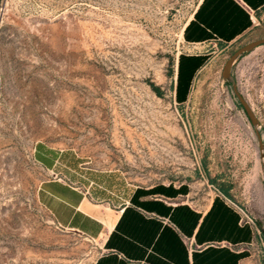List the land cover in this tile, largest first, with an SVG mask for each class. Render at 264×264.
<instances>
[{"label": "rangeland", "instance_id": "1", "mask_svg": "<svg viewBox=\"0 0 264 264\" xmlns=\"http://www.w3.org/2000/svg\"><path fill=\"white\" fill-rule=\"evenodd\" d=\"M0 0V264H95L38 203L37 144L153 210H240L264 244V0ZM220 188L228 191L224 195Z\"/></svg>", "mask_w": 264, "mask_h": 264}, {"label": "crops", "instance_id": "2", "mask_svg": "<svg viewBox=\"0 0 264 264\" xmlns=\"http://www.w3.org/2000/svg\"><path fill=\"white\" fill-rule=\"evenodd\" d=\"M34 158L47 173L38 203L57 228L94 243L95 264H264V244L240 210H178L171 198L159 200L173 207L149 210L134 191L123 199L106 180L90 181L75 153L39 143Z\"/></svg>", "mask_w": 264, "mask_h": 264}, {"label": "water", "instance_id": "3", "mask_svg": "<svg viewBox=\"0 0 264 264\" xmlns=\"http://www.w3.org/2000/svg\"><path fill=\"white\" fill-rule=\"evenodd\" d=\"M260 45H264V39L252 42V43L240 48L238 51H236L229 58V60L226 62L225 66H224V69H223V72H222V76H223L224 80L229 81V82H233V76L231 74V70H232V67H233L234 63L236 62V60L240 56H242L243 54L251 52L255 48L259 47ZM234 89H235V92H236V94H237V96L239 98V101H240L241 105L243 106V108L246 111V113H247V115H248L253 127L256 130V134H257L258 139H259V147H260V150L262 151V158H263V161H264V140L262 139L261 134H260V132L258 130V125H259L258 124V120H257L256 116L254 115L252 109L250 108L248 102L237 91L235 85H234Z\"/></svg>", "mask_w": 264, "mask_h": 264}, {"label": "trees", "instance_id": "4", "mask_svg": "<svg viewBox=\"0 0 264 264\" xmlns=\"http://www.w3.org/2000/svg\"><path fill=\"white\" fill-rule=\"evenodd\" d=\"M220 1H222L223 4L226 3L225 5H228L234 9V12H235L234 15L237 19V26L238 27H242L246 24V21H247L246 13L242 10V8H240L238 5H236L233 0H220ZM244 1L249 3V1H252V0H244ZM220 191L226 196L229 195L228 191L225 190L224 188H220ZM178 210H189V209L182 208V209H178ZM212 210H220V209H219V206L216 205L212 208Z\"/></svg>", "mask_w": 264, "mask_h": 264}]
</instances>
